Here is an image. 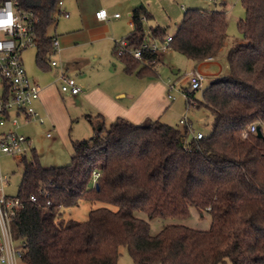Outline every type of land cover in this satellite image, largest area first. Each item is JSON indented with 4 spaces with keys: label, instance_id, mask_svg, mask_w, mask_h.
I'll list each match as a JSON object with an SVG mask.
<instances>
[{
    "label": "trees",
    "instance_id": "obj_1",
    "mask_svg": "<svg viewBox=\"0 0 264 264\" xmlns=\"http://www.w3.org/2000/svg\"><path fill=\"white\" fill-rule=\"evenodd\" d=\"M57 2L16 0L38 19L36 61L44 70L51 67L55 36L47 28ZM241 3L242 40L226 50V72L209 81L201 99L187 91L186 103L212 117L208 134L196 138L179 119L116 117L106 126L101 114L87 115L94 134L72 142L69 163L45 167L34 148L31 158L22 156L17 196L23 207L11 221L13 238L23 242L22 264H117L121 246L133 264H264V0ZM129 16L126 48L166 36L158 25L145 31L142 17L150 14L143 5ZM171 36L170 48L192 61L216 57L227 36L226 13L187 9ZM113 52L125 72L139 76L154 73L161 55L141 48L137 59L118 54L116 45ZM252 122L262 136L243 137ZM80 201L116 208L91 207L84 221L66 218L65 208ZM191 208L208 213L207 229L179 221ZM139 211L148 219L174 220L151 234Z\"/></svg>",
    "mask_w": 264,
    "mask_h": 264
},
{
    "label": "rangeland",
    "instance_id": "obj_2",
    "mask_svg": "<svg viewBox=\"0 0 264 264\" xmlns=\"http://www.w3.org/2000/svg\"><path fill=\"white\" fill-rule=\"evenodd\" d=\"M61 11L67 12L65 16L56 10L54 21L48 26L47 34L56 36L58 40L59 54H49L48 59H57L60 62L73 61L78 57L79 69H69L68 73L78 82L85 83L86 87L99 84L114 98L125 104H130L142 91L145 84L153 80L158 83L150 100L143 101L141 109L149 106L150 111L143 117L152 118L157 109V116L161 121L176 124L179 117L188 115L191 127L194 131L200 130L208 134L211 130L212 117L203 108L188 107L186 98L180 87H184L191 73L199 72L195 61L188 59L185 55L174 49H168L160 53L159 61L154 67V73L139 76L136 71L125 72L120 60L115 56L113 48L115 41L125 39L130 33L129 12L138 5H143L150 14L143 21L144 29L149 31L150 27L156 25L164 28L165 35H172L187 9L217 10L223 9L226 13L227 36L223 47L217 58L209 60L214 62L204 65L201 73L214 72L220 68V75L227 70L225 53L228 47L240 42L242 34L238 28V22L245 18V9L241 0H62ZM104 8L108 15L119 13V18L109 17L108 20L97 22L95 20V9ZM99 8V9H100ZM104 26H103V25ZM106 24V25H105ZM103 37L99 40H90L89 31ZM77 38V39H74ZM74 41V42H73ZM77 41V42H75ZM24 67L28 75L37 82L51 83L54 95L52 96L51 108L48 111L35 109L44 116L43 122L31 120L19 123L18 131L32 140L35 153L40 163L45 166H59L70 162L72 155V142L87 139L94 134L87 115L99 114L94 100L85 99L78 102L75 98L67 97L61 92L58 69L52 67L44 70L37 64L36 48L28 47L21 52ZM59 66V65H58ZM173 70H177L174 72ZM209 76H205L201 82L200 89L195 91V98L201 99L202 91L209 83ZM174 83L173 89L168 91V84ZM164 85V91L160 88ZM176 95V99L169 101L167 93ZM117 93V94H116ZM118 94L122 96L117 97ZM103 114V113H102ZM105 125L109 126L111 119L104 114ZM54 126H53V125ZM52 129L51 137H47L46 131ZM31 150L26 154V159L31 158ZM24 172L21 159L7 154H0V175L8 176V183L4 184V191L9 196H17L19 184ZM109 206L116 207L101 201H80L78 205L69 206L64 210L66 218L84 221L87 219L91 207ZM149 223L151 234L157 233L166 222L159 217L147 218L144 212H137ZM208 213L202 216L190 215L187 219H181L182 223L195 229H207L210 224ZM178 220V219H177ZM18 264H22L18 262ZM117 264H133L124 246L119 247ZM225 264H230L226 262Z\"/></svg>",
    "mask_w": 264,
    "mask_h": 264
},
{
    "label": "built area",
    "instance_id": "obj_3",
    "mask_svg": "<svg viewBox=\"0 0 264 264\" xmlns=\"http://www.w3.org/2000/svg\"><path fill=\"white\" fill-rule=\"evenodd\" d=\"M11 3V11L18 17L17 24L11 31L0 29V154L11 155L21 159L33 148L31 140L18 131L20 122H29L36 120L44 121L41 115L34 107V103L39 100L40 88L37 83L32 81L27 75L24 68L21 52L28 47H35L38 42L36 31L37 17L32 10L19 7L16 0L0 1V10L5 9V5ZM62 0H58V11L67 16V12L61 11ZM104 13L103 18L99 20L106 21L110 17L104 8L95 11V17ZM130 15V14H129ZM113 17H119V13L112 14ZM145 20V17H142ZM171 35H166L163 39H151L142 44L145 48L152 52L162 53L170 49ZM116 52L118 54L126 51L134 58H141V48H126V39L115 41ZM50 54H59L58 40L56 36L52 39V47ZM51 66H61L62 63L57 59H49ZM201 72L191 73L188 79V88L183 89L186 100L187 91L200 89L201 82L204 79ZM58 79L60 80V91L65 94H77L81 90V85L72 76L67 75L61 68ZM174 83L168 84V91L173 89ZM170 101L176 99V95L167 93ZM186 105L190 107L187 102ZM179 122L187 124L189 132L196 138L202 137L200 130L194 131L191 127L188 115L184 114L179 117ZM256 123L252 122L247 129L243 131V137L248 133L256 132ZM52 129L46 132L47 137L52 136ZM8 183L7 175H0V263L2 264H18L23 249V242L13 238L11 231V221L16 212L23 207V203L18 196H9L4 191V184ZM30 201H35L34 194L29 195Z\"/></svg>",
    "mask_w": 264,
    "mask_h": 264
},
{
    "label": "crops",
    "instance_id": "obj_4",
    "mask_svg": "<svg viewBox=\"0 0 264 264\" xmlns=\"http://www.w3.org/2000/svg\"><path fill=\"white\" fill-rule=\"evenodd\" d=\"M62 6H63V2H62ZM99 8L100 7H97L95 9V11L98 10ZM57 10H58V7H57ZM129 14H130V12H129ZM110 17L115 18V19L119 18V17H113L112 15H110ZM95 20L97 22H102L104 24L103 20H99L96 17H95ZM129 23L131 26L130 20H129ZM88 37L90 40H99V39L103 38L100 35L94 34V32L92 30L89 31ZM74 39H77V38H74ZM75 42H77V41H75ZM216 58H217V56H216ZM208 59H211V58H207L201 62H195L196 67H197L199 72H201L200 70L204 65L206 66V65L214 62V60L208 61ZM22 62H23V58H22ZM61 63L63 64L62 67L61 66H51L50 69L52 67H55L58 69V73H59L60 69L62 68L67 75H70L68 73L69 69L76 70V69H79V67H80L78 57H75L73 61L61 62ZM26 73H27V71H26ZM203 74H204V76H209V78H210L209 81H210L212 78L220 75V68L214 72H210V73L204 72ZM27 75H28V73H27ZM30 79L32 81H34L35 83H37L39 88H40V92H39L40 98H39V100H37L35 102L37 105V108L39 107L40 110L45 111V113H46V110H47L46 108H48V111L51 108L52 96L54 95L52 85H51V83H48V82L47 83L46 82H37L32 77H30ZM79 84L81 85V90L77 94H72V95L66 94V95H68L67 97L75 98L78 102H83V100H85V99H92V100H94V104H96L95 107L97 106V110H98L99 114H101L103 117L105 114L111 119V121H113L116 117H124V118H126V119H128L134 123H138L141 120H143V117H145L144 115L147 114L146 112L150 111L149 106L146 107L145 109H141V107L143 106V101L150 100V98H152V95L155 92V89L157 87H159L157 82L150 80L145 84V86L143 87L140 94L134 100H132L130 104H125L121 100L114 98L115 95H112L111 93H109L108 90H105L104 88H102L98 83L94 84L92 86H89V87H86L85 83H83V82H79ZM164 89H165V87H164V85H162L160 90L164 91ZM120 96H122V94L117 95V97H120ZM157 112H158L157 109H155V112L151 113V114H153V117H152L153 119L158 118ZM28 138L31 140L30 137H28ZM31 142H32V140H31ZM32 146H33V144H32ZM195 214L198 215V212L194 208H191L190 209V215L192 216ZM209 220H210V218H209ZM0 264H2V263H0Z\"/></svg>",
    "mask_w": 264,
    "mask_h": 264
},
{
    "label": "clouds",
    "instance_id": "obj_5",
    "mask_svg": "<svg viewBox=\"0 0 264 264\" xmlns=\"http://www.w3.org/2000/svg\"><path fill=\"white\" fill-rule=\"evenodd\" d=\"M11 7V3H8L5 5V9L0 10V29L11 31L17 24L19 18L14 15L13 11L9 10ZM103 16L104 13H99L98 19L103 18Z\"/></svg>",
    "mask_w": 264,
    "mask_h": 264
},
{
    "label": "water",
    "instance_id": "obj_6",
    "mask_svg": "<svg viewBox=\"0 0 264 264\" xmlns=\"http://www.w3.org/2000/svg\"><path fill=\"white\" fill-rule=\"evenodd\" d=\"M174 72H177V70H173ZM256 134L258 135V136H262V133H261V130H260V127L259 126H257V128H256ZM97 185V184H96Z\"/></svg>",
    "mask_w": 264,
    "mask_h": 264
}]
</instances>
